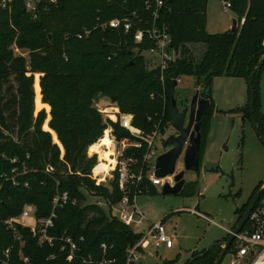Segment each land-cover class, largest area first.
Returning a JSON list of instances; mask_svg holds the SVG:
<instances>
[{"label":"trees","instance_id":"trees-1","mask_svg":"<svg viewBox=\"0 0 264 264\" xmlns=\"http://www.w3.org/2000/svg\"><path fill=\"white\" fill-rule=\"evenodd\" d=\"M144 1L41 2L32 17L24 10L23 0H12L9 11L0 10V218L19 213L24 203L33 205L35 216H45L56 189L65 190L76 200L55 208L53 224L47 229L51 235L64 233L75 241L77 247L70 259L66 258V250L59 249L57 238L51 243H39L27 227L17 226L22 240L19 244L0 221V246H10L7 264H98L101 258L107 264H124L126 248L138 240L139 232L111 213V204L122 194L115 175L99 184L87 175L95 153L87 156L86 148L103 136L100 134L106 126L102 113L94 106L96 102L103 105L101 98H107L120 111L130 112L135 126L149 131L154 122H159L163 132L175 86L173 74L190 75L195 84L210 81L212 75L239 76L245 79L248 89L249 74L253 72L252 113L248 110V96L235 109L243 118L251 121L253 117L264 134V116L257 108V82L264 64V57L258 61L264 51V0H229V9L241 20L232 30L219 32L205 28L207 0H162L156 23L165 26L172 49L180 50V55L162 70V79L159 69L149 68L142 54L151 41L132 39L136 26L150 23V11ZM124 15L134 22L127 32L101 25L111 17ZM83 29L87 32L77 36ZM189 43L204 45L199 59L195 60ZM12 44L24 54L14 53ZM33 101L35 110L49 108L44 125L54 131L53 138L61 144L62 160L50 133L40 127L45 117L43 109L33 116ZM209 108L211 111L210 95ZM210 111L200 117L198 164ZM107 121L116 136L128 135L116 122ZM10 132H14L15 139ZM129 150L136 158L132 169L137 171L142 149ZM10 157L25 160L30 168L17 177V184L3 176L12 165ZM46 163L53 166L51 172L43 171ZM182 186L177 193L185 192ZM140 189L155 191L146 179L140 182ZM83 190L101 198L105 207L84 202ZM243 209L244 205L239 208V215ZM214 242L191 250L181 264H212L219 251ZM19 249L26 260L19 256ZM176 260L174 256L163 264H174Z\"/></svg>","mask_w":264,"mask_h":264},{"label":"rangeland","instance_id":"rangeland-1","mask_svg":"<svg viewBox=\"0 0 264 264\" xmlns=\"http://www.w3.org/2000/svg\"><path fill=\"white\" fill-rule=\"evenodd\" d=\"M222 1H206L208 32L224 31L232 26L233 13L229 7L222 8ZM188 47L195 60L199 59L204 45L189 43ZM142 54L148 56L145 50H142ZM209 85L212 109L208 116L207 134L200 151L198 169L183 172L185 181L182 188L185 192L162 193L161 185H155L154 192L144 190L134 196V204L143 218L141 224L133 229L138 230L150 222L160 220L166 234L171 237L172 245L168 248H155L148 244L130 264H163L164 260L174 256H177L174 264H181L191 250L206 247L216 239H223L251 190L258 182L264 181V145L251 121L241 117V112L235 109L246 102L248 89L245 79L233 75H212ZM192 88V76L180 74L174 86L175 93L189 94ZM257 97V108L264 116V64L258 77ZM101 101L103 104L109 103L105 97ZM40 109L44 113L48 110L49 114V108L35 110L33 101V116ZM110 109L107 107L105 110ZM40 127L50 133L45 129L44 120ZM170 129L167 128L164 137ZM10 136L15 139L14 132H10ZM161 142L156 140V150L159 152L167 147L161 146ZM181 168L179 155L174 170ZM83 192L84 202L93 201L104 206L101 198L85 190ZM190 207H195L205 218L192 213ZM228 259L226 249L218 264H227Z\"/></svg>","mask_w":264,"mask_h":264},{"label":"built area","instance_id":"built-area-1","mask_svg":"<svg viewBox=\"0 0 264 264\" xmlns=\"http://www.w3.org/2000/svg\"><path fill=\"white\" fill-rule=\"evenodd\" d=\"M55 1L56 0H23V8L34 17L36 8L41 2L52 3ZM11 2L12 0H0V10L9 11ZM162 3V0H145L144 7L150 11V23L143 26H136L132 33V39L135 42H139L143 38L151 41V43L143 49L148 53V56L145 55V59L149 68L157 67L159 69L160 79H162V70L167 63L180 55L179 48L173 50L170 46V36L165 26L156 23L157 11ZM229 5V0L222 1L223 9L229 7ZM137 21H139V19ZM101 25L121 28L124 32H127L131 26L134 25V22H132L129 16L124 15L121 17H111ZM86 32L87 29H83L76 35L80 36ZM11 47L14 53L24 54V52L19 50L14 44H12ZM174 80L177 82L178 76H175ZM94 106L104 115L103 119L106 122V126L102 129L100 136L103 135L104 130H107L108 144H100L98 150H88V146L85 153L87 156H91L95 153V162L93 165L101 161L106 165V168H102L99 172L93 173L92 165L87 175L95 184L105 183L115 175L117 188L122 194L115 203L111 204V213L124 224L130 225L133 229L134 226L141 224L143 218L141 212L134 204V196L137 193L143 192L140 189V182L146 179L153 186L162 185L164 182L171 185L174 182L173 174L176 170L160 177L153 173L154 158L156 154L159 153V151L156 150V140L160 142L162 139V136H159V122H154L153 127L149 131H145L132 124V114L130 112L120 111L118 107L112 103L100 105L96 102ZM107 107L111 109L105 110ZM48 115V110H46L44 117L45 123L49 118ZM107 119L116 122L120 127L126 129L128 135L116 136L112 131L111 123L108 122ZM52 131H50L51 141L57 144L58 158L62 160L63 148L59 141L53 138L54 131ZM130 147L142 149L140 155L141 163L137 171L132 169V165L135 164L136 158L133 152L129 150ZM104 150L108 151L107 156L101 157L100 153ZM27 156L28 155L25 154V158H27ZM9 161L12 162V165L9 168V172L3 173V176L12 184H17V177L30 170V168L27 167L23 159L18 160L15 157H10ZM52 170V165L48 163L44 164V172L48 173ZM23 184L26 185V182L23 181ZM130 191L133 192L131 197L129 196ZM67 201L70 203L76 202L75 198L69 196L65 190L56 189L51 197L50 210L45 216H35L33 205L24 203L19 213L0 218V221L4 224L5 228L11 231L13 238L18 239L19 244L22 243V240L20 234L16 231L17 226L27 227L32 235H36L39 243H51L53 239L57 238L60 242L59 249L66 250V258L70 259L77 247L75 241L64 233L59 236H54L47 232V229L53 224L55 208L62 206V204ZM189 210L205 218V215L197 211L195 207H190ZM239 216L240 215L235 218L232 225L226 230V235L231 232ZM133 230L139 232L140 236L133 245L126 248L124 264H130L132 261L136 260L148 244H151L155 248L162 246L168 248L172 245L171 237L166 234L160 220L150 222L138 230ZM80 238L81 237H79V239ZM100 245L104 247L103 243ZM229 245L230 249L227 251L229 259L227 264H264V188L249 209L246 219L240 228L233 233ZM9 251L10 246H0V264H7L9 260ZM19 256H21L22 260H26V257L21 254L20 249ZM87 258L90 260L89 256H87ZM98 264H107V260L101 258Z\"/></svg>","mask_w":264,"mask_h":264},{"label":"water","instance_id":"water-1","mask_svg":"<svg viewBox=\"0 0 264 264\" xmlns=\"http://www.w3.org/2000/svg\"><path fill=\"white\" fill-rule=\"evenodd\" d=\"M235 27V19L232 18V26L229 30ZM264 57V51L262 52L258 61H261ZM173 74V84H176ZM195 83L193 82V87ZM198 87H194L193 92L184 98L185 104L181 110L178 111L176 107V100L171 94L170 103L168 108V123L172 126L177 133L175 135H166L161 142V146L166 147L163 151L156 154L154 158V170L153 173L156 176H163L174 171V164L179 155H181L182 168L176 170L173 174V184L164 182L161 185L162 193H177L183 185L185 179L183 178L184 170H197L198 169V152H199V124L200 117L208 114L209 108V81L207 80L203 84H198ZM254 102V85H253V72L249 74L248 78V110L252 113ZM251 123L254 130L261 142L264 145V134L258 129L255 120L251 117ZM181 153V154H180ZM264 183L262 182L253 192L249 198L242 213L237 219L236 223L225 238L217 240L214 243L219 246V251L216 254L212 264H218L224 255L233 233L236 232L244 220L246 219L249 209L252 207L254 201L258 197L259 193L263 190Z\"/></svg>","mask_w":264,"mask_h":264},{"label":"flooded vegetation","instance_id":"flooded-vegetation-1","mask_svg":"<svg viewBox=\"0 0 264 264\" xmlns=\"http://www.w3.org/2000/svg\"><path fill=\"white\" fill-rule=\"evenodd\" d=\"M194 87H198L199 88V85L198 84H195L194 85ZM194 87L192 88V90L190 91V93L189 94H186V93H183V94H178V93H175V91H172V95L174 96V98H175V100H176V107H177V110L178 111H180L181 110V108H182V106L185 104V102H184V98L186 97V96H189L192 92H193V89H194ZM175 93V94H174ZM171 97V96H170ZM169 103H170V100H169ZM168 108H169V106H168ZM171 128L170 129V131H168V133L166 134V135H168V134H173V135H175L176 133H177V131L172 127V126H170V124L168 123L167 125H165L163 128H164V131L162 132V131H160V129H159V136H162V139H163V137H164V134H165V131L167 130V128ZM165 135V136H166ZM162 139H161V141H162ZM168 147V146H167ZM166 147V148H167ZM258 186H254V188L251 190V192L249 193V195H248V197L246 198V200H245V202L242 204V206L244 205V207L246 206V204H247V202H248V200H249V198L251 197V195L253 194V192L255 191V189L257 188ZM240 213V212H239ZM239 213H238V215H239ZM237 215V216H238Z\"/></svg>","mask_w":264,"mask_h":264},{"label":"bare ground","instance_id":"bare-ground-1","mask_svg":"<svg viewBox=\"0 0 264 264\" xmlns=\"http://www.w3.org/2000/svg\"><path fill=\"white\" fill-rule=\"evenodd\" d=\"M98 140H97L98 142L95 144V146L93 148H91L90 150H93V149L94 150H98L99 145L102 144V143L108 144L107 130H105V133L103 134V136L101 138H99ZM102 152L100 153L101 154V157H106L108 151L107 150L106 151L104 150V152L103 153ZM95 165H97V166L95 168L94 173L99 172L102 168H106V165L103 164L101 161H98L97 164H95ZM92 172H93V169H92Z\"/></svg>","mask_w":264,"mask_h":264},{"label":"crops","instance_id":"crops-1","mask_svg":"<svg viewBox=\"0 0 264 264\" xmlns=\"http://www.w3.org/2000/svg\"><path fill=\"white\" fill-rule=\"evenodd\" d=\"M205 15H206V8H205ZM233 17L235 19V26H237L239 24V22H240L241 19L238 20L234 14H233ZM205 28L207 29V19L205 20ZM196 44H199V43H196Z\"/></svg>","mask_w":264,"mask_h":264}]
</instances>
